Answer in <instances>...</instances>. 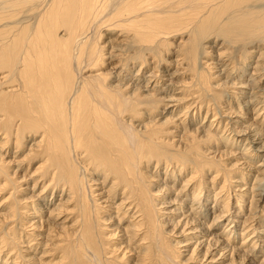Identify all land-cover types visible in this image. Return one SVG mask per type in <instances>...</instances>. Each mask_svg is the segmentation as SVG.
<instances>
[{"label":"bare ground","instance_id":"6f19581e","mask_svg":"<svg viewBox=\"0 0 264 264\" xmlns=\"http://www.w3.org/2000/svg\"><path fill=\"white\" fill-rule=\"evenodd\" d=\"M260 33L264 36L262 0H0V252L14 251L13 264L18 259L35 264L29 254L39 251L44 259L37 264H127L123 257L131 249L141 264H155V259L157 264H181L178 247L192 244L182 255L184 262L214 264L217 253H209L217 249V258L230 264L249 263L264 247L261 235L254 230L246 234L252 216L240 223L237 245L231 243L236 224L225 223L220 234L215 230L228 214L231 195L239 208L245 194L252 200L251 192L263 189L264 154L254 151H264V142L251 150L244 144L226 171L213 154L219 137L233 147L247 138L258 144L259 131L239 129L238 138L225 131L217 135L226 111L218 95L224 93L227 104L234 98L227 89L209 94L218 105L204 126L187 131L177 126L202 109L203 92L212 90L209 79L231 73L233 66L230 71L227 66L236 43L250 46ZM173 36L179 52L158 69L157 54ZM258 59L264 62V52ZM263 62L256 67L263 69ZM138 63L135 77L127 80L126 70ZM152 95V100L144 98ZM251 98L258 99L251 101L252 119L264 118V87ZM259 156L254 167L247 163ZM151 164L162 165L168 176L188 174L182 186L207 173L208 181L223 178L218 190L212 189L215 207L222 204L209 224L198 219L207 216V201L200 206L193 199L201 193V182L192 187L196 204H178L183 219L173 221L172 228L180 222V233L187 237L172 240L174 245L160 231L168 223L162 215L173 210H162L166 202L159 194L162 188L154 189L156 183L149 180ZM247 171L254 172L250 187L243 182ZM225 183L242 193L227 191L219 199ZM237 183L242 186L236 188ZM47 221L61 224L59 232L48 222L42 236ZM188 223L193 224L185 227ZM44 240H53L52 246L45 242L51 248Z\"/></svg>","mask_w":264,"mask_h":264},{"label":"rangeland","instance_id":"374dc122","mask_svg":"<svg viewBox=\"0 0 264 264\" xmlns=\"http://www.w3.org/2000/svg\"><path fill=\"white\" fill-rule=\"evenodd\" d=\"M262 1H264V0H262ZM262 34L263 33H260L259 36H254V38H252L253 44H251L250 46L246 44V41H242V40H241V42H238V44L236 43V47H235L236 48V50H235L236 54L231 59H229V61H231V62L227 66L228 71H230L232 69V66H233L231 73L225 77L219 76V77L214 78V79H209L210 82L212 83V90H209V91L207 90L208 92L207 91L203 92L204 93L203 97H205V98H203L204 101L202 103V107H201L202 109H200L199 113L196 114V116L194 117V119L192 121L188 122L187 120H185V122H183L181 125L177 126V129H180L181 127H183V129H185V131H187L188 129H191L195 126H199V125H200V127L204 126L205 123H208V121L212 117L211 112L216 111L215 109H217V108L215 106L218 105V104H215L213 99H210V97H214V95H209V94H211L212 92H216V91L221 92L222 90L224 91L225 89H227V91L231 93L230 95H232L234 98H233V101H231V103L229 102L227 104V102H228L227 97H224L225 96L224 93H221L222 95H218L217 101H218V103H220L219 107H222L221 109H225L224 107H226V109H225L226 113L223 112L224 115H223V117H221L222 123L219 125L220 131L218 132L217 135H220V134L222 135L223 132L225 131V135L228 134L229 137L231 135L233 137H237L236 130L242 129V131H245V132L248 131L249 133H252V131H254L256 129L259 131V133H258L259 137L255 138L254 142H258V141H260V142L258 144L256 143L257 144V146H256V144L250 143L249 139L247 138L245 140L237 141L238 142L237 147H233V146H230V141L228 142L229 144L224 145V142L221 141L223 136L219 137V139L215 143V148H214L216 155L213 154L214 159L213 158L212 159L214 161H217L218 163H220V166H222L223 170L229 169V166L231 165V163L236 161V159L238 160V154H239V156L242 155L241 152L243 149L241 147H243L244 144H249L251 146L250 147V150H251V148L257 149L262 144V142H264V118L262 116H259V117H257L258 119H252L255 116V113L252 112V110H253L252 105L254 102L252 103L251 101H253V100L257 101L258 99L257 98L256 99H253V98L250 99V96H255L258 94V89L264 87V68L258 69L257 67H259L260 64L256 65V63L263 62V60L258 59L259 52H264V36H261ZM210 36L214 37L215 35L211 34ZM175 37L176 36H173L172 38L167 39V41L169 42L168 45H166L167 47L164 45L161 46L159 53L157 54V57L159 59H161V60H159L160 62L158 63V69H160V68L162 69L163 67H165V65L167 66L168 62H170V59L171 60L173 59V57H174L173 55L178 54L179 51H178V49L174 43ZM213 37H209L208 40H211V39L214 40ZM256 43H257V45H256ZM251 46H253V47H251ZM175 49H177V51ZM208 50L214 51V49L210 48V47L208 48ZM248 50H250L251 52ZM210 54L208 55V57H212ZM197 63H198V61H197ZM136 65H139V63L130 67L129 70H126V71H128V75H125L127 80L132 81L133 78L135 77L134 74H135V71L137 69ZM170 65H172V63ZM262 65L264 66V62ZM146 69L147 68L145 67L143 69V72L142 71L140 72L141 75H144L147 72ZM144 71H146V72L144 73ZM225 75H226V73H225ZM236 76H238V77H236ZM217 79H219L218 82L216 81ZM219 82H221V83H219ZM227 82H229V83L234 82V83H233V85H230V87H229L227 85ZM216 83L217 84L219 83V85L215 86ZM203 91H205V90H203ZM234 92H239L241 94L238 93L239 95H235ZM143 93L146 94V92H143ZM144 94H142V95H144ZM159 94H163V92H160ZM148 97L147 98L144 97V98L146 100L147 99L152 100V98L153 99L155 98L153 95L151 96V98H150V96H148ZM144 98H141V99L145 100ZM207 101H208V103H207ZM206 103L208 104L210 111L208 110L206 118L203 119L204 123L202 124L201 120H202L203 116L205 115V108H206L205 105L207 106ZM212 107L215 109H213ZM198 114H199V116H198ZM225 124H226V127H228V130H222L224 127L223 125H225ZM162 127H167V125L162 124ZM229 127H230V129H233V130H230ZM220 132H222V133H220ZM196 133H197V131H196ZM245 136L246 135H243L242 137H245ZM239 139H241V138H239ZM211 145H212V143H211ZM254 150L255 149H253V151ZM253 151H252V153H253ZM254 152L256 154H259V155H261V153L264 154L263 150L262 151H254ZM210 155L212 156V154H210ZM259 157H255L253 160H249L247 163H251V165H253V167H254L256 164H258L260 162V160H262L261 159L262 157L261 156H259ZM148 170H149L148 174L151 176L150 177L151 179H149V180L150 181L154 180V182L156 183V184H153V188L154 189H156V188L158 189V187L162 188V190L160 191L159 194L161 195L162 200L164 202H166V205L162 208V210L164 212L165 211L169 212L170 210H173V211H171V213H167V215H165V214L162 215L163 217H167V218H163V219H166V220L168 219L167 222L169 223L168 224L166 222L167 224H165V222H164L163 225L164 224L165 225L160 228V231H161V233L164 234L163 236L166 238L167 242L171 241V244L174 245V242L180 241L181 239L187 237V235L186 236L183 235L184 233H180V229H181L180 222L183 219V215L182 216L180 215V211L182 210V208H180V207L178 208L179 203L184 204L187 202L188 203L187 206H189L191 203L196 204L198 202V204L201 206V204L203 203L204 200L207 201V210L206 211H208V209H209V211L206 214L207 216L205 218H203L202 216H201L202 218L200 216L198 217L199 221H201L204 224L210 223V221L213 217L212 215L215 211L219 212L217 210H219L221 208L220 206L222 204V201H220V205L217 204V206L215 207L213 197H212V189L215 191L218 190V186L221 185L223 182L222 181L223 178L221 176H218L217 179L214 178L213 180L210 179L208 181L209 178L207 176L208 175V173H207L204 177H201L198 179L195 178L192 181L193 183H189L190 186L188 184L182 186V183L185 181L184 178L188 177V174H186V173H184V175H183V173H179L178 171L177 172L174 171L173 175L169 174V176H168L167 172L164 171L165 169L163 168L162 165L158 166L157 168H153V164H151L148 167ZM168 170H169L168 173L172 172V170H170V169H168ZM247 173H248L247 174V181H243V182H246L245 186L250 187L252 185V178L254 176V172L253 171H247ZM262 180H264V178ZM200 182L202 184L200 186L201 193L199 195H197L195 198H193V188H195ZM262 185H263V187H262L263 189H260V190L255 189L251 192V194H253L252 200H250L251 199L250 195L245 194L244 195V196H246L245 199H243V201H239L237 203V204H240L239 208L235 205L236 204V202H235L236 197L231 195L230 198L228 199L227 210H228V214H230V215L226 214V217H224L223 220H221L219 222V224L217 225V229L215 231H217L220 234L221 229L222 230L224 229L225 223L229 224V222H230L232 224H236L237 225L236 229L231 228V230H233L235 232V234L232 232L234 234L233 236H235L234 241L231 242L232 244L236 243V245H237L238 242L240 241V236L236 232H238L240 230V227H242V225L240 223H242V221L247 216L248 217L252 216V217H250L251 220L250 219L248 220V226H246V224H244V226H246L245 229L248 231V232L246 231V234H249V233H251L252 230H254L255 231L254 233L261 235V238L264 239V192H263L264 191V183ZM240 186H242V185L240 183H237L236 188H238ZM253 186L255 187L256 184H254ZM225 187L227 188V190L225 188V189H223L224 191L222 190L220 192L221 195L218 194L220 197L219 199H222L227 194L226 193L227 191L231 192V194L242 193V191L233 190L234 188L232 189V186L230 184L225 183ZM259 191L262 195L257 194ZM59 193H60V191H59ZM0 194H3V193H0ZM192 198L194 200H197V202L193 201ZM181 200H182V202H181ZM249 201H252L251 206H248ZM45 203H47V202L45 201ZM215 203H216V201H215ZM110 209H111L110 211H113V209L116 210L115 208H113V209L110 208ZM174 210H176V211H174ZM202 210L204 211V207H202ZM206 211H204L203 213H205ZM235 212H237V215H235ZM69 215H71L70 218L72 219L73 215L72 214H69ZM69 215L67 217H69ZM70 218H68V219H70ZM187 218H188V216L186 217V219ZM26 219H27V217H26ZM127 219H130V218L128 217ZM177 219H179L180 222H178L177 224H175L176 222H174L175 226L172 228V222L177 221ZM231 219H235V221L231 222L230 221ZM48 222L51 223L50 221H47L44 224L45 228H44V226H43V228L41 227V230H43V231H41L42 236L44 234H46L45 229H46ZM69 223L70 222H68V224ZM170 223H171V225H170ZM68 224H66V225H68ZM99 224H101L100 221H99ZM192 224L193 223H188L187 225H185V227L190 226ZM49 226L51 229H53V230L56 229L58 232L61 229V224L60 225L57 224L55 226L52 224ZM103 226L101 229L105 232L107 230V228L103 227ZM67 228H66V230L68 231L70 229V227H67ZM256 230H258L259 232H257ZM226 233L227 234L230 233V230L223 233L224 235L223 234H221V235H223V237H224L225 235H227ZM60 238H61V236H60ZM117 238H119V237H117ZM45 240H46V238H45ZM45 240L42 242V243H44L43 245H45L47 243V245L52 246L49 244V242H53V240H50V241H45ZM172 240L174 242H172ZM189 242H192V240ZM178 243H180V242H178ZM43 245H41V248L44 247ZM47 245H45V247L47 249L51 248L49 246L47 247ZM129 245H134V244L129 243ZM192 246H193L192 244L189 246V248L184 247V246H179L178 248L180 250L181 249L182 250L179 253L178 257L176 258L177 261L182 257L179 260L181 264H196V262L199 259L198 260L197 259H190V260H186L185 262H184V260H182L183 258H185L182 255L188 254V252H190ZM220 246H223V243ZM19 248H20V246H19ZM174 248L177 251V248L175 246H174ZM186 248H187V250H186ZM262 249L263 250H261V252L258 253L257 256H254L249 263H248V260L247 261L244 260L243 261L244 263H242V264H259L260 260H262V257H264V247ZM210 250L211 251H210L209 255L213 254V253H217L214 256V259H216L214 261V264H220V263H218L219 261H223V263H221V264H226V263L230 264L228 258H227L228 260H222L221 258L220 259L217 258L218 257L217 255H218V253H220L221 250H217V249H210ZM2 251L0 252V264H13V259L15 256V254H13L14 251L12 253L9 250L3 249ZM38 251H39V248L37 249L35 254H37ZM200 251H201L200 249H198V250L196 249L194 251V253L195 252H196V254L201 253V255H202L203 250H202V252H200ZM52 252H53V255H55L56 252H58V251H52ZM136 254H134V251L132 252L131 249H127V252L125 253L126 256L123 257L124 261L127 262V264H141V263H138V261H137L138 256ZM29 255H31V257L33 256L34 258L37 259V261H35V264L38 263V260L44 259L42 257L39 258L40 251L38 252L37 255H32V254H29ZM44 257H46V256H44ZM209 259L210 258H207L206 261H208ZM18 260L20 261V259H18ZM181 260H182V262H181ZM19 261L15 262V264H23L21 261L20 262ZM154 261L157 262L156 259ZM156 262H155V264H157ZM232 264H234V263H232Z\"/></svg>","mask_w":264,"mask_h":264}]
</instances>
